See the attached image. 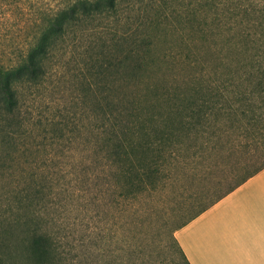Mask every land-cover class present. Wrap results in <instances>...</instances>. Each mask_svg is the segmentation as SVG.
Returning a JSON list of instances; mask_svg holds the SVG:
<instances>
[{
    "label": "trees",
    "instance_id": "trees-1",
    "mask_svg": "<svg viewBox=\"0 0 264 264\" xmlns=\"http://www.w3.org/2000/svg\"><path fill=\"white\" fill-rule=\"evenodd\" d=\"M254 3L0 0V26L24 33L10 51L3 44L20 34L0 32V163L31 125L25 106L32 92L64 59L80 62L75 101L94 126L76 130L93 136L84 144L116 200L169 188L176 171L188 174L230 146L247 153L237 169L243 173L200 202L175 233L264 168V0ZM122 24L129 32L115 37ZM220 129L263 141L212 142ZM17 192L0 212V264H66L43 215V186Z\"/></svg>",
    "mask_w": 264,
    "mask_h": 264
},
{
    "label": "rangeland",
    "instance_id": "rangeland-1",
    "mask_svg": "<svg viewBox=\"0 0 264 264\" xmlns=\"http://www.w3.org/2000/svg\"><path fill=\"white\" fill-rule=\"evenodd\" d=\"M0 29L20 34L3 44L10 51L24 35L17 26L1 25ZM117 29L115 37L129 32L123 24ZM95 36L98 35H92ZM93 51L99 52V46ZM82 66L64 59L52 70L44 87L29 97L25 115L31 125L17 140L18 150L0 163V212L19 189L41 185L45 191L44 198L39 199L43 200V215L60 239L64 263L184 264L173 240V227L191 218L200 202L226 191L243 173L237 169L247 153L230 146L193 172L176 171L169 188L135 200H116L108 187L109 179L98 172L91 145L84 144L94 142L93 136L76 130V126L84 124L94 126L93 122L90 125L91 114L86 118L75 101L81 91L79 77L85 72ZM261 141L257 135L246 137L240 131L227 133L221 129L212 140L239 145ZM216 161L219 162L215 164Z\"/></svg>",
    "mask_w": 264,
    "mask_h": 264
},
{
    "label": "crops",
    "instance_id": "crops-1",
    "mask_svg": "<svg viewBox=\"0 0 264 264\" xmlns=\"http://www.w3.org/2000/svg\"><path fill=\"white\" fill-rule=\"evenodd\" d=\"M175 236L190 264H264V168Z\"/></svg>",
    "mask_w": 264,
    "mask_h": 264
}]
</instances>
